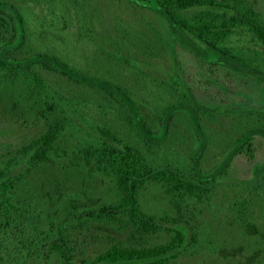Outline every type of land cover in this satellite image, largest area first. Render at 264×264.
Segmentation results:
<instances>
[{
  "label": "rangeland",
  "instance_id": "rangeland-1",
  "mask_svg": "<svg viewBox=\"0 0 264 264\" xmlns=\"http://www.w3.org/2000/svg\"><path fill=\"white\" fill-rule=\"evenodd\" d=\"M4 1L14 4L25 15L27 43L31 49L54 54L79 72L121 85L135 99L140 114L154 127L158 126L166 107L178 101L177 94L168 86L177 62L180 72L184 71L181 76L192 81L190 84L199 100L228 111L244 110L241 115L203 119L210 143L204 159L206 168L222 159L233 139L256 122L264 123L263 110L251 113L262 99L260 93L251 92L252 83L248 82L249 86L224 79V72H218L219 82L223 81L228 91L223 94L221 89L205 85L209 75L197 66L194 57L179 45L170 46V49L159 38L163 36L168 41L164 22L126 0ZM257 4L264 19V0H257ZM196 12L199 11H185L179 15L193 23ZM230 47L264 69V51L248 34L236 32ZM116 53L141 67L131 69L117 65L109 57ZM39 74L45 82L46 98L54 100L71 116L59 140L66 145L62 147L68 150L69 160L55 157L56 164L45 165L41 173L30 180L31 185L23 187L24 193L28 190L29 195L39 199L41 220L34 224L38 230L45 231L49 218H68L66 216L71 213L98 207L109 197L113 188L111 182L101 175L90 176L83 170L77 152L86 142L100 140L95 128L110 127L125 137L131 133L119 122V115L124 113L121 107L54 73L39 71ZM205 88L214 102L203 97ZM7 91L0 87V166L44 130L38 120L39 114H30L20 95ZM194 140L187 117L180 115L175 119L168 140L155 150L149 153L143 150V153L154 164L162 160H185ZM260 161V156L254 163L243 157L237 159L228 178L202 201L168 196L160 185L147 184L140 193L139 203L144 213L160 226V232L137 238L130 245H165L178 231L184 241L174 252L173 264H264V190L252 182L253 168ZM66 225L70 227L73 222L68 221ZM69 230L77 248L74 264L92 260L109 247L112 238L118 240L123 236L108 226H92L82 232Z\"/></svg>",
  "mask_w": 264,
  "mask_h": 264
},
{
  "label": "trees",
  "instance_id": "trees-1",
  "mask_svg": "<svg viewBox=\"0 0 264 264\" xmlns=\"http://www.w3.org/2000/svg\"><path fill=\"white\" fill-rule=\"evenodd\" d=\"M126 1L155 14L164 22L169 42L163 36L159 38L169 48L179 45L194 57L197 66L209 75L205 85L226 93L228 89L223 81L219 82L218 72H224V79H234L246 85L252 83L251 92L260 93L262 99L260 102L257 100L259 104L251 113L264 111L263 66L255 65L230 47L236 32H244L264 51V19L257 0ZM190 10L199 11L195 13L193 23L179 15ZM25 19L14 4L0 0V87L17 92L25 109L30 114H39L38 120L44 125L43 132L36 139L15 151L0 166V264H47L52 260L56 264H74L77 248L69 229L82 232L92 226H108L123 236L118 240L112 238L106 250L81 264H173L174 252L184 241L178 231L165 245H130L137 238H147L160 232V226L153 217L144 213L139 203L140 193L147 184L160 185L168 196L202 201L228 178L237 159L243 157L254 163L260 156V163H256L252 171V182L264 190V123L256 122L251 129L233 139L222 159L206 168L204 159L210 143L203 119L241 115L244 110L228 111L199 100L190 84L192 81L181 76L184 71L180 72L177 62L168 86L177 94L178 101L166 107L158 126L154 127L140 114L135 99L121 85L79 72L54 54L31 49L27 43ZM109 57L117 65L131 69L141 67L117 53ZM39 71L54 73L121 107L124 113L119 115V122L131 133V137H125L110 127L95 128L99 142H86L77 152L81 156L83 170H87L90 176L101 175L111 182L113 188L108 193L109 197L98 207L71 213L66 216L68 218H47L45 231L38 230L34 224L41 220L39 199L29 195L28 190L24 193L23 187L41 173L45 165L56 164L55 157L69 160L68 150L62 147L66 145L59 140L71 122V116L54 100L46 98L45 82ZM204 90L203 97L214 102L207 88ZM180 115L187 117L195 138L187 159L152 163L143 150L149 153L162 146ZM12 170L17 174L13 175ZM68 221L73 225L67 227Z\"/></svg>",
  "mask_w": 264,
  "mask_h": 264
}]
</instances>
